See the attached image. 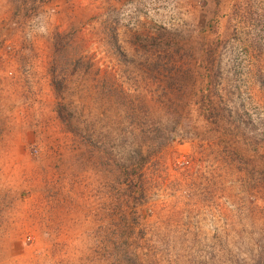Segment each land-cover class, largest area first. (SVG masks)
Here are the masks:
<instances>
[{
    "label": "rangeland",
    "instance_id": "374dc122",
    "mask_svg": "<svg viewBox=\"0 0 264 264\" xmlns=\"http://www.w3.org/2000/svg\"><path fill=\"white\" fill-rule=\"evenodd\" d=\"M0 264H264V0H0Z\"/></svg>",
    "mask_w": 264,
    "mask_h": 264
}]
</instances>
